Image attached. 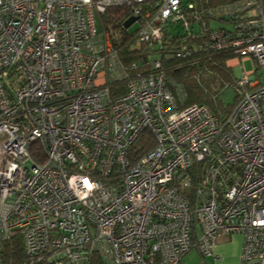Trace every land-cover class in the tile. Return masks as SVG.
Returning <instances> with one entry per match:
<instances>
[{"label":"built area","instance_id":"obj_1","mask_svg":"<svg viewBox=\"0 0 264 264\" xmlns=\"http://www.w3.org/2000/svg\"><path fill=\"white\" fill-rule=\"evenodd\" d=\"M115 6L150 49L231 53V111L184 105L157 58L131 74L100 28ZM13 230L22 264H186L238 233L264 264V0H0V255Z\"/></svg>","mask_w":264,"mask_h":264},{"label":"trees","instance_id":"obj_2","mask_svg":"<svg viewBox=\"0 0 264 264\" xmlns=\"http://www.w3.org/2000/svg\"><path fill=\"white\" fill-rule=\"evenodd\" d=\"M146 9L150 8L145 7ZM129 16L128 7H109L99 16L100 28L118 34L117 40L113 43L123 66L130 67L133 62L138 64L137 70L131 71V74L139 71L146 72L150 67L151 51L144 43L134 45L137 37L136 29L131 31L124 27V22ZM165 40L167 41L163 47L152 49L158 54V57L152 58L161 61L169 84L181 86L184 92V105L205 103L218 116L230 112L240 98L233 69L227 63L233 55L226 51L217 52L208 48H196L194 44L201 42V39L197 38L187 41L190 48L188 55L177 57L175 53L180 47V34L172 32ZM226 88L233 89L234 96L230 103L223 104L219 101L218 95ZM117 92L118 90L113 87L111 93ZM143 140L145 139L141 138L135 144V147L139 149L138 154H143L148 149L142 145ZM0 258L2 264H22L26 260L19 230H13L3 241ZM37 264L52 263L40 261ZM85 264H103V261L98 253H92Z\"/></svg>","mask_w":264,"mask_h":264},{"label":"rangeland","instance_id":"obj_3","mask_svg":"<svg viewBox=\"0 0 264 264\" xmlns=\"http://www.w3.org/2000/svg\"><path fill=\"white\" fill-rule=\"evenodd\" d=\"M215 23H211V25H214ZM136 27V23L129 27V30L133 31ZM179 27L178 25L176 26ZM176 28V30H177ZM179 29V28H178ZM110 32V31H109ZM115 33V32H113ZM116 34V33H115ZM118 37V34H116ZM167 41V40H166ZM134 45H138V43L134 42ZM150 49V48H149ZM155 50V48H153ZM152 48L150 49L151 54L150 59L152 57H158V54L154 53ZM154 53V54H153ZM255 63V62H254ZM234 62L231 60H228V65L233 69L235 78L237 80V71L233 66ZM253 61L252 60H245L244 66L245 70H251L253 67ZM234 91L231 88H226L220 91L218 95V99L223 104H228L233 100ZM242 235L241 234H233V235H224L219 238L218 240V246L217 249H214V255L217 256V259L213 258H202L198 252L193 249L190 252H188L183 257V262L186 264H199L202 262H205L206 264H240L241 263V248H242ZM224 246V247H222ZM240 247V250H239Z\"/></svg>","mask_w":264,"mask_h":264},{"label":"water","instance_id":"obj_4","mask_svg":"<svg viewBox=\"0 0 264 264\" xmlns=\"http://www.w3.org/2000/svg\"><path fill=\"white\" fill-rule=\"evenodd\" d=\"M135 17H129L125 22H124V27L128 28L134 21H135Z\"/></svg>","mask_w":264,"mask_h":264},{"label":"crops","instance_id":"obj_5","mask_svg":"<svg viewBox=\"0 0 264 264\" xmlns=\"http://www.w3.org/2000/svg\"><path fill=\"white\" fill-rule=\"evenodd\" d=\"M217 247H219V246H218V241H217V243H216V245H215L214 249L216 250V249H217ZM222 247H224V246H222ZM239 250H240V247H239Z\"/></svg>","mask_w":264,"mask_h":264},{"label":"clouds","instance_id":"obj_6","mask_svg":"<svg viewBox=\"0 0 264 264\" xmlns=\"http://www.w3.org/2000/svg\"><path fill=\"white\" fill-rule=\"evenodd\" d=\"M87 183V181H85Z\"/></svg>","mask_w":264,"mask_h":264}]
</instances>
